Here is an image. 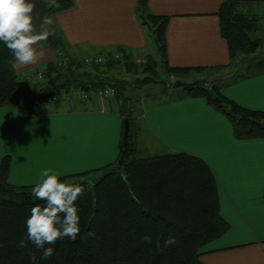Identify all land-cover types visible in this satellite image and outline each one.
<instances>
[{"label": "crops", "instance_id": "0c3cea01", "mask_svg": "<svg viewBox=\"0 0 264 264\" xmlns=\"http://www.w3.org/2000/svg\"><path fill=\"white\" fill-rule=\"evenodd\" d=\"M45 1L50 5L56 0ZM73 1L72 8L51 15V26L65 44L64 59L82 60L87 55L119 51L128 63L99 73L117 79L108 73L118 67L126 74L133 73L135 80L151 74L142 73L133 58L147 56L155 67L157 59L151 53L154 46L158 60L163 62L159 45L140 19V0ZM225 1L148 0V8L154 14L170 16L166 30L170 65L210 68L205 72L211 74L210 80L221 84L224 95L247 108L264 111V73L234 75L236 64L231 65L228 43L216 14ZM36 48L43 53L37 63L15 62L19 76L34 69L45 70L48 63L58 61L48 43L41 41ZM243 66L238 64L237 68ZM100 90L95 91L96 97L87 108L59 102L45 105L38 113L23 114L13 105L0 107V166L8 156L11 183L35 185L41 182L44 169H53L63 177L101 168L118 159L125 118L117 98L101 96ZM141 115L146 134L154 146L160 147L157 153L197 156L216 177L221 214L230 228L203 246L202 263L264 264V138H236L223 113L204 97L189 96L187 91L171 90L170 95L146 105ZM139 139L137 134V153Z\"/></svg>", "mask_w": 264, "mask_h": 264}, {"label": "trees", "instance_id": "16d2710c", "mask_svg": "<svg viewBox=\"0 0 264 264\" xmlns=\"http://www.w3.org/2000/svg\"><path fill=\"white\" fill-rule=\"evenodd\" d=\"M261 3L264 1L227 0L216 12L221 34L228 43L231 65H245L236 68V77L264 73V56L258 60L250 57L264 43V38L258 34L264 15L253 12L254 5ZM48 6L46 17L72 8L74 1L56 0ZM138 9L143 26L159 45L169 76L175 81L185 80L210 69L170 65L166 40L170 16L152 13L148 0H140ZM52 29L54 40L48 44L56 52L58 61L46 65L43 82L31 84L25 76H19L14 68L13 53L0 42V107L13 103L20 113L33 114L44 109L46 99L59 96L65 89L97 91L113 86L121 114L130 119L129 150L121 164L124 143L115 162L60 177L84 185L91 182L93 187L76 201L80 234L75 241L65 237L54 245H45L54 248L53 256L47 260L41 259L42 252L30 241H26V248L17 246L20 240L26 239V221L31 209L43 206L45 201L32 194L36 184L19 186L9 181L10 158L7 156L0 166V264H33L29 253L36 256V264H203V246L230 228L221 214L219 186L211 168L203 159L185 152L137 156L138 120L133 107L124 108L121 96L130 82L103 77L99 73L102 65H91V71L83 60L73 57L70 62L73 76L67 77L59 68L66 52L65 44L57 30ZM240 56L242 60L235 62ZM120 63L110 60L104 66L112 68ZM153 63L148 58L143 68L135 66L142 73L151 74L155 68ZM52 78H56L53 84L50 83ZM136 83L140 85L141 78ZM166 84L173 87L169 81ZM19 88L25 90L18 91ZM183 88L189 96L204 97L223 113L230 120L236 138H264V111L247 108L230 99L223 94L218 81ZM30 94L34 95V100L20 104ZM59 102L62 101L55 103ZM89 232L95 235H87ZM145 235L151 236V242L142 239ZM169 237H174L176 244L165 248L164 241Z\"/></svg>", "mask_w": 264, "mask_h": 264}, {"label": "clouds", "instance_id": "9594fccd", "mask_svg": "<svg viewBox=\"0 0 264 264\" xmlns=\"http://www.w3.org/2000/svg\"><path fill=\"white\" fill-rule=\"evenodd\" d=\"M34 2L28 0H0V42L13 53L15 60L22 65L35 64L42 57L36 45L47 41L53 33L47 26L53 24L50 18H43L39 32L33 20ZM42 180L32 188V194L45 201L43 206L36 205L31 209L30 217L26 221L27 236L18 242L19 248H26L30 241L42 252L41 259L47 260L54 254V248L45 245H54L57 240L65 237L75 241L80 234L79 209L76 201L84 195L85 191L93 187L75 183L71 180H61L59 174L53 169H44L41 172ZM89 236L95 235L92 232ZM145 242H151V236L142 237ZM176 244L174 237L164 241V247ZM159 247V243H157ZM31 255L33 264L36 256Z\"/></svg>", "mask_w": 264, "mask_h": 264}, {"label": "rangeland", "instance_id": "374dc122", "mask_svg": "<svg viewBox=\"0 0 264 264\" xmlns=\"http://www.w3.org/2000/svg\"><path fill=\"white\" fill-rule=\"evenodd\" d=\"M253 12L258 13V14L263 16L264 15V4L255 6L253 8ZM46 18L51 19V16H47ZM36 30L38 32L40 29L37 28ZM258 34H259V36L264 38V16H263V20H262V29L260 30V32ZM44 42L48 43L49 40L44 41ZM151 53L153 54L154 58L157 59L155 68L152 69L153 71L151 72L153 77L158 79V80H161V81L166 80L167 82L169 81L171 83H174L175 80L170 81L168 79V76H167L168 74L166 73L162 62L158 60V58H157L158 52L154 46H152V48H151ZM263 56H264V43H263V45L260 46L258 51L250 57H251V59L258 60V59L263 58ZM77 57H79V56H77ZM242 57L243 56H240V58H238L235 62H237V61L240 62V60H242L241 59ZM70 62H71V60L69 61V59H64V61L62 63H60V66H59L62 73H64L67 77L73 76V74H72L73 68H72ZM41 68H42V66H41ZM234 68H237V67L233 66L232 69H234ZM87 69L91 70V66L87 65ZM34 70L35 71H32V72L38 71L37 69H34ZM100 70L103 71V70H109V69L107 67H105L104 65H102ZM108 74H109V76L116 77L117 79H119V78L124 79L126 77L127 80L130 82V84L127 85V87L124 91L125 94L124 95L121 94V96H122L123 101L125 103L124 108L126 109L131 105V107L134 108V111H133L135 114L134 116H136L137 120H138L137 125H136V129H135V133H136V135L139 134V136H140V139H139L140 151L138 152L137 156L146 157V156L160 154V153H157V151H156V148L157 147L160 148V147L158 145L154 146V143L152 142V140L148 137V135L145 132V127L142 126V121H140V120H142L141 114H142L146 105H148V104H150V102H153V101L158 100L160 98L161 99L165 98L166 95H170L171 90L175 89L177 91H185V92H186V90L183 87L173 88V87H171V84L169 86V85L161 83V82H158V83L151 82V83H148L146 85H143V84L139 85L136 83L135 76H133L134 75L133 73L132 74H130V73L126 74L125 72H123L122 69H118V67L116 69L110 71ZM196 77H200V78L193 80V78H196ZM210 77H211V74L205 72L202 74H194L192 77L190 76V77L186 78L185 80L187 82L200 80V79L201 80L202 79L203 80H210L209 79ZM45 80H46L45 78L37 77V78H33L30 82L32 84L34 82L38 83V82H43ZM24 90H25V88H19L18 89V91H24ZM33 96L34 95L30 94L29 96L25 97V99H24L25 101L21 102L20 104H22V105L26 104L28 99L34 100ZM92 101H94V100H92ZM92 101H90L88 103V107H90L92 105V103H93ZM64 104L69 105V103H64ZM7 105H13V107L16 110H18V107L14 104H6V105H4V107ZM1 119H3V117H1L0 120ZM141 132H142V135H141ZM74 181H76V180H74Z\"/></svg>", "mask_w": 264, "mask_h": 264}, {"label": "built area", "instance_id": "2783aa9c", "mask_svg": "<svg viewBox=\"0 0 264 264\" xmlns=\"http://www.w3.org/2000/svg\"><path fill=\"white\" fill-rule=\"evenodd\" d=\"M83 62L86 65H104L108 61H120L122 64H125L126 57L119 51H114L111 54H94V55H87L83 57ZM133 62L135 65L139 66L140 68H143L148 63L147 56L144 55H138L136 58H133ZM45 73V70H39L36 72H30L28 73L24 79L31 81L33 78H43ZM116 88L113 86H106L100 90L98 93L101 96H104L108 99H116ZM96 97L95 91H87L83 88H73L65 89L59 96H53L44 101V105H50L52 103H55L59 99L62 102L65 103H72V104H80L84 108L88 107V103Z\"/></svg>", "mask_w": 264, "mask_h": 264}, {"label": "water", "instance_id": "95a60500", "mask_svg": "<svg viewBox=\"0 0 264 264\" xmlns=\"http://www.w3.org/2000/svg\"><path fill=\"white\" fill-rule=\"evenodd\" d=\"M28 2H34L35 3V7L32 13L33 16V20L34 23L37 25V27H44L41 23L42 19L46 17L47 12H48V3L45 0H28ZM48 29L53 33V35L49 36V41L52 42L54 40V32L52 27L49 25L47 26ZM56 80V78H52L51 79V84L54 83V81ZM164 83L166 84L167 81H161L158 80L156 78H154L151 75H146L141 79V83L143 85H146L148 83ZM216 81L215 80H195V81H191V82H187L181 79H177L176 81H174L173 83V88H179V87H191L194 86L196 84H201V83H205L207 85H212L214 84ZM130 130H131V124H130V119L126 118L124 121V135H123V143H124V151H123V156L121 157L119 164H121L123 162V160L125 159V155L127 154L128 150H129V135H130Z\"/></svg>", "mask_w": 264, "mask_h": 264}]
</instances>
